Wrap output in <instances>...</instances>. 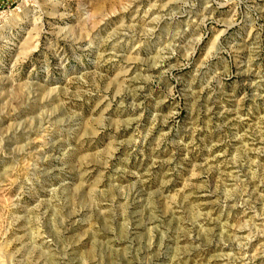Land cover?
Here are the masks:
<instances>
[{"label":"rangeland","instance_id":"1","mask_svg":"<svg viewBox=\"0 0 264 264\" xmlns=\"http://www.w3.org/2000/svg\"><path fill=\"white\" fill-rule=\"evenodd\" d=\"M0 264H264V0H0Z\"/></svg>","mask_w":264,"mask_h":264}]
</instances>
